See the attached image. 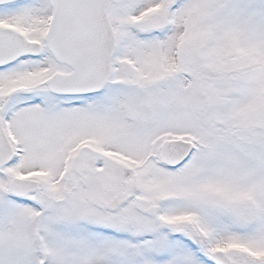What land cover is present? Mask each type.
I'll return each mask as SVG.
<instances>
[{"label": "snow or ice", "instance_id": "snow-or-ice-1", "mask_svg": "<svg viewBox=\"0 0 264 264\" xmlns=\"http://www.w3.org/2000/svg\"><path fill=\"white\" fill-rule=\"evenodd\" d=\"M0 264H264V0H0Z\"/></svg>", "mask_w": 264, "mask_h": 264}]
</instances>
